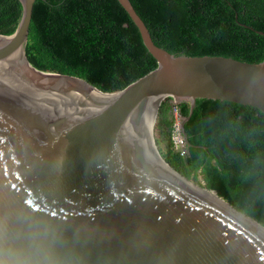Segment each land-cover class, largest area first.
Here are the masks:
<instances>
[{"label":"water","instance_id":"obj_1","mask_svg":"<svg viewBox=\"0 0 264 264\" xmlns=\"http://www.w3.org/2000/svg\"><path fill=\"white\" fill-rule=\"evenodd\" d=\"M19 1L0 34V264H264V226L175 171L152 134L164 97L189 103L187 145L198 98L264 114V58L175 55L117 0L157 66L106 93L28 62L35 0Z\"/></svg>","mask_w":264,"mask_h":264},{"label":"trees","instance_id":"obj_2","mask_svg":"<svg viewBox=\"0 0 264 264\" xmlns=\"http://www.w3.org/2000/svg\"><path fill=\"white\" fill-rule=\"evenodd\" d=\"M153 42L173 54L264 58V0H130ZM19 0H0V34L21 18ZM253 28V29H251ZM24 52L39 70L85 79L119 91L153 70L137 27L117 0H35ZM169 97L159 104L154 144L185 178L214 191L264 226V114L219 99H196L184 123L186 154L170 141ZM183 116L189 103L177 104Z\"/></svg>","mask_w":264,"mask_h":264},{"label":"built area","instance_id":"obj_3","mask_svg":"<svg viewBox=\"0 0 264 264\" xmlns=\"http://www.w3.org/2000/svg\"><path fill=\"white\" fill-rule=\"evenodd\" d=\"M178 103H174L171 107V126H170V141L172 148L180 156L186 154V141L181 130L183 115L181 114Z\"/></svg>","mask_w":264,"mask_h":264},{"label":"bare ground","instance_id":"obj_4","mask_svg":"<svg viewBox=\"0 0 264 264\" xmlns=\"http://www.w3.org/2000/svg\"><path fill=\"white\" fill-rule=\"evenodd\" d=\"M158 102H159V100H158ZM158 102H157V105H156V109H155V111H154V116H153V121H152V129H153V125H154V123H155V119H156V112H157ZM165 165H166V164H165ZM168 169L171 170V168H168ZM171 171H172V170H171ZM172 172H173V171H172ZM173 173H175V172H173ZM175 175H176V173H175ZM186 184H188V185H190V186H192V187H194V188H196V189L202 190V189H200L199 187L195 186V185H194L192 182H190V181H186ZM204 192H206V191H204ZM206 193H208L209 196L213 197L214 199L218 200L219 202H221V203L223 204V202H222L220 199H218V198L215 196V194H213V193H211V192H206ZM253 225H255L256 227L259 228V226H257L256 224H253ZM260 228H261V227H260ZM261 229H262V228H261ZM262 230H263V229H262ZM263 231H264V230H263Z\"/></svg>","mask_w":264,"mask_h":264},{"label":"rangeland","instance_id":"obj_5","mask_svg":"<svg viewBox=\"0 0 264 264\" xmlns=\"http://www.w3.org/2000/svg\"><path fill=\"white\" fill-rule=\"evenodd\" d=\"M153 134V139H154V133H152ZM173 149V148H172ZM173 151H174V149H173ZM191 181V180H190ZM193 182V181H192ZM196 184V183H195ZM198 185V184H197ZM202 187V186H201ZM204 188V187H203Z\"/></svg>","mask_w":264,"mask_h":264}]
</instances>
